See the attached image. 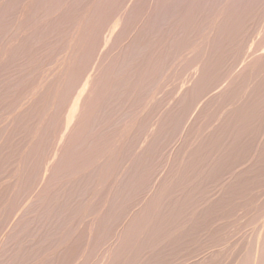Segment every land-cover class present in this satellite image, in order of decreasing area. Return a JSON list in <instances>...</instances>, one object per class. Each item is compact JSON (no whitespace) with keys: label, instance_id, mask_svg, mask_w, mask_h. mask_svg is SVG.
I'll return each mask as SVG.
<instances>
[{"label":"rangeland","instance_id":"374dc122","mask_svg":"<svg viewBox=\"0 0 264 264\" xmlns=\"http://www.w3.org/2000/svg\"><path fill=\"white\" fill-rule=\"evenodd\" d=\"M263 72L264 0H0V264L262 263Z\"/></svg>","mask_w":264,"mask_h":264},{"label":"bare ground","instance_id":"6f19581e","mask_svg":"<svg viewBox=\"0 0 264 264\" xmlns=\"http://www.w3.org/2000/svg\"><path fill=\"white\" fill-rule=\"evenodd\" d=\"M100 6V5H99ZM4 10H5V8H4ZM34 14V13H33ZM10 15V14H9ZM171 15V14H170ZM45 18V17H44ZM47 19V18H46ZM44 22V21H43ZM45 28V27H44ZM117 28V27H116ZM187 29V28H186ZM86 32V31H85ZM7 38V37H6ZM11 38V37H10ZM198 42V41H197ZM87 43V42H86ZM90 44V43H89ZM2 46V45H1ZM77 46V45H76ZM100 46V45H99ZM199 46V45H198ZM87 48V47H86ZM96 48V47H95ZM97 48H98V46H97ZM82 49V48H81ZM98 50V49H97ZM18 52V51H17ZM218 54V53H217ZM10 56V55H9ZM86 56V55H85ZM190 56V55H189ZM91 58V57H90ZM96 60V59H95ZM70 61V60H69ZM104 61V60H103ZM206 64V63H205ZM180 65H182V64H180ZM195 69V68H194ZM86 72V71H85ZM222 72V71H221ZM57 73V72H56ZM264 73V72H263ZM95 74V73H94ZM158 74V73H157ZM156 74V75H157ZM161 75V74H160ZM162 77V76H161ZM71 79V78H70ZM264 80V79H263ZM258 82H260V81H258ZM104 84V83H103ZM134 85V84H133ZM82 86V85H81ZM101 86V85H100ZM135 88V87H134ZM70 90V89H69ZM79 92V91H78ZM252 94V93H251ZM257 97V96H256ZM148 98V97H147ZM260 99V98H259ZM143 100V99H142ZM149 101V100H148ZM147 101V102H148ZM125 102V101H124ZM153 102V101H152ZM121 103V102H120ZM155 103V102H154ZM110 104V103H109ZM257 104V103H256ZM113 105V104H112ZM138 105V104H137ZM157 105V104H156ZM123 108H125V107H123ZM212 108V107H211ZM260 109V108H259ZM218 110V109H217ZM207 111V110H206ZM121 112V111H120ZM214 112V111H213ZM110 113V112H109ZM209 113V112H208ZM125 114V113H124ZM122 116V115H121ZM135 117H136V115H135ZM165 117V116H164ZM219 118V117H218ZM147 119V118H146ZM202 120V119H201ZM206 121V120H205ZM108 122V121H107ZM229 122V121H228ZM106 123V122H105ZM108 124V123H107ZM208 124V123H207ZM117 126V125H116ZM210 128V127H209ZM120 129V128H119ZM113 130V129H112ZM67 131V130H66ZM113 132V131H112ZM203 132V131H202ZM131 133V132H130ZM116 135V134H115ZM80 136V135H79ZM71 137V136H70ZM77 137V136H76ZM82 138V137H81ZM146 138V137H145ZM154 138V137H153ZM210 138V137H209ZM73 139V138H72ZM104 139V138H103ZM87 140V139H86ZM85 140V141H86ZM74 141V140H73ZM101 141V140H100ZM149 141V140H148ZM220 141V140H219ZM68 142V141H67ZM89 142V141H88ZM111 142V141H110ZM100 143V142H99ZM190 143V142H189ZM69 144V143H68ZM140 144V143H139ZM186 144V143H185ZM218 144V143H217ZM98 145V144H97ZM101 145V144H100ZM136 145V144H135ZM152 145V144H151ZM205 145V144H204ZM73 146V145H72ZM79 146H80V144H79ZM213 146V145H212ZM148 147V146H147ZM151 147V146H150ZM182 147V146H181ZM85 148V147H84ZM83 148V149H84ZM86 148H88V147H86ZM118 148V147H117ZM135 148V147H134ZM149 148V147H148ZM218 148V147H217ZM68 149V148H67ZM78 149V148H77ZM99 149V148H98ZM123 149V148H122ZM145 149V148H144ZM76 150V149H75ZM91 150V149H90ZM114 150V149H113ZM141 151V150H140ZM103 152V151H102ZM211 152V151H210ZM217 152V151H216ZM73 153V152H72ZM92 153H94V152H92ZM69 154V153H68ZM76 154V153H75ZM84 154V153H83ZM88 154H89V152H88ZM132 154V153H131ZM193 154V153H192ZM184 154H182V156H183ZM103 156V155H102ZM106 156V155H105ZM195 156V155H194ZM208 156V155H207ZM79 157H81V156H79ZM69 158V157H68ZM194 158H196V157H194ZM47 159V158H46ZM67 159V158H66ZM178 159V158H177ZM212 159V158H211ZM28 160V159H27ZM71 160V159H70ZM198 160V159H197ZM196 160V161H197ZM206 160V159H205ZM83 161V160H82ZM94 161V160H93ZM88 162H90L89 160H88ZM130 162V161H129ZM186 162V161H185ZM190 162V161H189ZM32 163V162H31ZM75 163V162H74ZM146 164V163H145ZM33 165V164H32ZM47 165V164H46ZM77 165V164H76ZM134 165V164H133ZM138 165V164H137ZM181 165V164H180ZM83 166V165H82ZM113 166V165H112ZM177 166V165H176ZM213 166V165H212ZM259 166V165H258ZM49 167V166H48ZM73 167V166H72ZM74 168V167H73ZM88 168V167H87ZM129 168V167H128ZM144 168V167H143ZM184 168V167H183ZM257 168V167H256ZM133 170V169H132ZM191 170V169H190ZM72 171V170H71ZM81 171V170H80ZM88 171V170H87ZM137 171V170H136ZM205 171H206V169H205ZM192 173H194V171L192 172ZM200 173V172H199ZM75 174V173H74ZM212 174V173H211ZM136 175V174H135ZM146 175V174H145ZM157 175V174H156ZM73 176V175H72ZM75 176V175H74ZM49 177V176H48ZM154 177V176H153ZM158 177H160V176H158ZM251 177V176H250ZM106 178V177H105ZM177 178V177H176ZM196 178H198V177H196ZM251 179V178H250ZM255 179V178H254ZM57 180V179H56ZM194 180V179H193ZM58 181V180H57ZM123 181V180H122ZM101 182V181H100ZM132 182V181H131ZM216 182V181H215ZM143 183V182H142ZM150 183H152V182H150ZM245 185V184H244ZM43 187V186H42ZM189 187H190V185H189ZM51 188V187H50ZM192 188V187H191ZM176 189V188H175ZM234 189V188H233ZM157 190V189H156ZM180 190V189H179ZM46 191V190H45ZM146 191V190H145ZM168 191V190H167ZM32 192V191H31ZM40 192V191H39ZM133 193V192H132ZM225 193H227V191L225 192ZM129 194V193H128ZM150 194V193H149ZM168 194V193H167ZM40 195V194H39ZM166 195V194H165ZM177 195V194H176ZM92 196V195H91ZM90 196V197H91ZM172 196V195H171ZM194 196V195H193ZM217 196H218V194H217ZM38 197V196H37ZM126 197V196H125ZM152 198V197H151ZM215 198V197H214ZM218 198V197H217ZM148 199V198H147ZM124 200V199H123ZM182 200V199H181ZM131 201V200H130ZM178 201V200H177ZM191 201V200H190ZM121 202V201H120ZM147 202V201H146ZM174 202V201H173ZM109 203V202H108ZM117 203V202H116ZM159 203V202H158ZM205 203V202H204ZM240 203V202H239ZM119 204V203H118ZM128 204V203H127ZM146 204V203H145ZM152 204V203H151ZM224 204V203H223ZM236 204V203H235ZM15 205V204H14ZM111 205V204H110ZM115 205V204H114ZM211 205V204H210ZM171 206V205H170ZM182 206V205H181ZM184 207V206H183ZM195 207V206H194ZM94 208V207H93ZM110 208V207H109ZM121 208V207H120ZM173 208V207H172ZM221 208H222V206H221ZM235 208V207H234ZM111 209V208H110ZM158 209V208H157ZM174 209H175V207H174ZM203 209V208H202ZM223 209V208H222ZM166 210V209H165ZM221 210V209H220ZM264 210V209H263ZM15 211V210H14ZM140 211V210H139ZM194 211V210H193ZM209 211V210H208ZM105 212V211H104ZM230 212V211H229ZM139 213V212H138ZM179 213V212H178ZM103 214V213H102ZM106 214V213H105ZM162 214V213H161ZM168 214V213H167ZM192 215V214H191ZM223 215V214H222ZM133 216V215H132ZM145 216V215H144ZM261 216V215H260ZM201 217V216H200ZM221 217V216H220ZM177 219V218H176ZM254 219V218H253ZM110 220V219H109ZM140 220V219H139ZM142 220V219H141ZM161 220V219H160ZM187 220V219H186ZM258 220V219H257ZM134 221V220H133ZM151 221V220H150ZM169 221V220H168ZM233 221H235V220H233ZM128 222V221H127ZM197 222V221H196ZM191 223H193V222H191ZM113 224V223H112ZM112 224H111V226H112ZM162 224H163V222H162ZM182 225H183V223H182ZM102 226V225H101ZM126 226V225H125ZM132 226V225H131ZM137 226V225H136ZM151 226V225H150ZM179 227V226H178ZM190 227V226H189ZM254 227V226H253ZM128 228V227H127ZM136 228V227H135ZM163 228V227H162ZM263 228L264 227H262V230H263ZM155 229V228H154ZM166 229V228H165ZM182 229V228H181ZM190 229V228H189ZM238 229V228H237ZM257 230V229H256ZM104 231V230H103ZM121 231H123V230H121ZM131 231V230H130ZM173 231V230H172ZM176 231V230H175ZM252 231V230H251ZM155 232V231H154ZM165 232V231H164ZM181 232V231H180ZM194 232V231H193ZM240 232V231H239ZM183 233V232H182ZM254 233H255V231H254ZM260 233H262V232H260ZM122 234V233H121ZM128 234V233H127ZM150 234V233H149ZM245 234V233H244ZM125 235V234H124ZM163 235V234H162ZM161 235V236H162ZM171 235V234H170ZM232 235V234H231ZM254 235V234H253ZM256 235V234H255ZM254 235V236H255ZM133 236V235H132ZM150 236V235H149ZM227 236V235H226ZM236 236V235H235ZM240 236V235H239ZM238 236V237H239ZM246 236V235H245ZM261 236V235H260ZM259 236V237H260ZM130 237V236H129ZM169 237V236H168ZM237 237V238H238ZM258 237V236H257ZM135 238V237H134ZM160 238V237H159ZM174 238V237H173ZM253 238V237H252ZM183 239V238H182ZM188 239V238H187ZM254 239V238H253ZM255 239H256V237H255ZM262 239H263V237H262ZM117 240V239H116ZM120 240H121V238H120ZM155 240V239H154ZM215 240V239H214ZM243 240V239H242ZM250 240V239H249ZM256 240H258V239H256ZM127 241V240H126ZM259 241V240H258ZM264 241V240H263ZM263 241H261V242H263ZM232 242V241H231ZM145 243V242H144ZM150 243H151V241H150ZM163 243V242H162ZM161 243V244H162ZM177 243V242H176ZM214 243V242H213ZM251 243V242H250ZM249 243V244H250ZM259 243V242H258ZM258 243H257V245H258ZM142 244V243H141ZM216 244V243H215ZM262 244H264V242L262 243ZM209 245H210V243H209ZM253 245H255V243L253 244ZM98 246V245H97ZM105 246V245H104ZM143 246V245H142ZM250 246H252V243H251V245ZM264 247V245H261V247ZM127 247H128V245H127ZM134 247V246H133ZM238 247V246H237ZM248 247V246H247ZM259 247V246H258ZM263 247L261 248V249H263ZM108 248V247H107ZM135 248V247H134ZM212 248V247H211ZM119 249V248H118ZM133 249V248H132ZM147 249V248H146ZM256 249V248H255ZM260 249V248H259ZM259 249H257V250H259ZM102 250V249H101ZM204 251V250H203ZM124 252V251H123ZM253 252H254V249H253ZM263 252H264V250H263ZM97 253V252H96ZM118 253V252H117ZM226 253V252H225ZM157 254V253H156ZM120 255V254H119ZM130 255V254H129ZM243 255V254H242ZM258 255H260V254H258ZM264 255V254H263ZM122 256V255H121ZM125 256V255H124ZM200 256V255H199ZM213 256V255H212ZM223 256V255H222ZM247 256H248V254H247ZM259 258H260V256H258ZM262 257H264V256H262ZM244 258V257H243ZM248 258V257H247ZM247 258H246V260H247ZM207 259V258H206ZM205 259V260H206ZM230 259V258H229ZM257 260H258V258H256ZM261 259V258H260ZM106 260V259H105ZM127 260V259H126ZM154 260V259H153ZM201 260V259H200ZM251 260V259H250ZM256 260V261H257ZM263 260H264V258H263ZM263 260H261V262L262 263H260V261H258L257 263H260V264H264L263 262ZM192 261V260H191ZM227 261V260H226ZM248 261V260H247ZM246 261V262H247ZM252 261H253V259H252ZM255 261V262H256ZM206 262V261H205ZM245 261H243V263H244ZM249 262H251V261H249ZM198 263V262H197ZM220 263V262H219ZM133 264V263H132ZM204 264V263H203ZM242 264V263H241ZM251 264H253V263H251Z\"/></svg>","mask_w":264,"mask_h":264}]
</instances>
